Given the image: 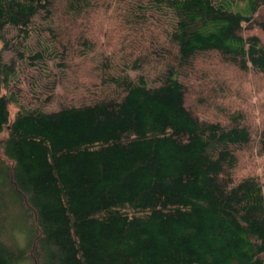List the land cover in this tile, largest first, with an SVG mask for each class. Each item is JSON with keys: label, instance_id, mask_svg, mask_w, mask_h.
<instances>
[{"label": "trees", "instance_id": "trees-1", "mask_svg": "<svg viewBox=\"0 0 264 264\" xmlns=\"http://www.w3.org/2000/svg\"><path fill=\"white\" fill-rule=\"evenodd\" d=\"M250 72L264 0H0V264H264Z\"/></svg>", "mask_w": 264, "mask_h": 264}, {"label": "rangeland", "instance_id": "rangeland-1", "mask_svg": "<svg viewBox=\"0 0 264 264\" xmlns=\"http://www.w3.org/2000/svg\"><path fill=\"white\" fill-rule=\"evenodd\" d=\"M239 74L240 78L243 80L242 82L237 79L236 76H233L232 74H228L229 77L236 78L237 80L234 83V87L238 85V83H241V90L245 92L247 96V105L243 107L246 108L245 110L247 111V114L249 116V119L252 120L253 124H257L260 122V117H259V110H258V105L259 103L264 102V90L263 91H257L254 89V84L258 82L261 87L264 85V79L260 78V76L253 74V73H248V74ZM24 79V84H23V91L25 92L27 90V79ZM243 82H246L247 85H245ZM243 83V84H242ZM260 89V88H259ZM262 96V98H261ZM198 97V94L195 92H191L188 97H187V104L193 103V105L196 107V109L199 112V115L202 118H214L220 115H217V111H215L214 108L209 107V104L207 103H200V105L196 102V98ZM240 97V96H238ZM242 100V98L238 101V103ZM58 102L56 101L52 107H56ZM16 111V108L11 105L10 106V113L11 116H13L14 112ZM238 175H245V174H255L260 177L262 180V183L264 185V170H263V165H262V159L261 157L253 151L252 153L246 152L243 158V161L241 165L239 166L237 170Z\"/></svg>", "mask_w": 264, "mask_h": 264}]
</instances>
